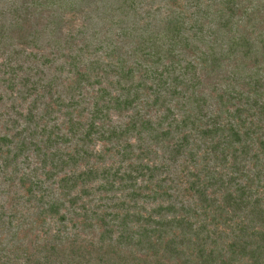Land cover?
<instances>
[{
  "label": "trees",
  "instance_id": "16d2710c",
  "mask_svg": "<svg viewBox=\"0 0 264 264\" xmlns=\"http://www.w3.org/2000/svg\"><path fill=\"white\" fill-rule=\"evenodd\" d=\"M163 1L156 19L148 0H19L0 23V264H264V173L246 166L264 37L233 33L235 0ZM233 64L254 76L226 75ZM197 138L234 171L192 173L173 201L152 155L195 160ZM106 155L118 166L98 168ZM5 184L36 201L22 236Z\"/></svg>",
  "mask_w": 264,
  "mask_h": 264
},
{
  "label": "rangeland",
  "instance_id": "374dc122",
  "mask_svg": "<svg viewBox=\"0 0 264 264\" xmlns=\"http://www.w3.org/2000/svg\"><path fill=\"white\" fill-rule=\"evenodd\" d=\"M150 2V4L148 5V8H150V10L152 12H157V16L156 19H160L162 13H164L166 11V4L165 1L163 0H148ZM204 2L208 1V4H212L213 0H203ZM237 2L236 7L239 8V13H237V18H241V23L239 24V27L236 28L235 30L233 29V33L237 36V35H242L245 31V29L248 31L247 34H249L252 38V40H256V38L258 37H264V7L262 6L263 0H235ZM17 2H19V0H0V23L3 21H8L9 18V14L8 11H10V7H13ZM206 6L205 3H203V7ZM212 8V12L214 13L216 11V6L215 7H211ZM245 12H249V16L244 15ZM217 13V12H215ZM93 17L96 16L95 13L91 14ZM98 27L101 26L100 24L97 25ZM153 26L151 25L150 30L154 29L152 28ZM156 28V27H155ZM41 46V43H39ZM39 64L40 68H43L41 65V62L36 61L34 63V65ZM33 65V64H30ZM47 65H45L46 67ZM251 64H249L248 68L242 70V72H240L238 65L237 64H233L231 65L228 70L226 71V75H228L231 71V69L234 68V70L236 72H240L241 75L244 76H254L253 74V66H251ZM249 68H252V70H249ZM261 69H264V63H262ZM47 72L48 69H45ZM51 74V71L49 72ZM234 74L236 76V80H237V76L240 74ZM261 77L259 78H263L264 77V70L263 72L260 73ZM54 74L49 75V77H52ZM232 75V74H231ZM259 78H254L255 80H258L256 83L254 81H252V84L248 85V86H255L258 85V93L260 95V99L262 101H264V79L261 81L263 84L260 87V82H259ZM234 77L233 76H229L227 78V82L228 83H234ZM208 84V83H207ZM208 87L205 89V93L206 95L209 96V94L211 93L213 84H208ZM210 98V96H209ZM209 101H212L211 99ZM8 105L10 104L9 102L7 103ZM3 111H5V105H1L0 104V112L2 113ZM251 112H253V110H250ZM257 125V126H255ZM247 126L248 128L250 127L251 130L253 132L256 131L255 134L252 135L251 139L254 141V145L250 150V154H249V161L248 163H246L247 168L249 169V171H259L260 173H264V159H262V154L260 155V158H256V153L257 150H259V147L261 146L262 143H264V122L258 121L257 117H254L250 119V121L247 122ZM196 143L199 142V139H196ZM262 142H261V141ZM196 143L194 141L191 142V147L194 148V153L195 155V160H191L189 159L188 156H183L181 158H179L177 160V162H171L170 160H166L163 158L162 155V151L160 149L158 150L157 155L153 154L152 157L156 160V162H164V164L162 166H164V168L161 170V173H159L158 177L156 178V180H162L165 182H162V189H167L168 191V195H170V197L172 198L173 201H178L181 199V197H179V195H182V197L184 196V200H186L187 202V193L185 191V188L187 189V187L189 186V182L191 180V175L192 173L196 174V172H200L201 176H203L204 170H206V168H208L211 172H213L215 174V176H218L219 173H224V172H229L231 171L232 167L229 168V165L223 166V163H221L218 159L217 156L214 155H209V154H204L208 149V144L206 143H201L199 142L200 147H195ZM106 148H104L103 144L98 143L96 145L95 151H97V153H101V154H106ZM260 154V153H259ZM97 158L93 159L92 162H95ZM117 160L114 159L113 157H111L110 155H106V157H103V159H100L99 163H98V168H100V166H105L108 169H114V167L118 166L117 163H115ZM31 167H35L38 166L39 164V160L38 158H35L34 156L31 157V161H30ZM237 167V166H236ZM232 171H234V167L232 169ZM253 174V173H251ZM39 175H40V181L42 182L43 188H42V192H46V191H50L51 189L55 188L53 186H51V184H54L51 181H48L45 179V175L41 174V172L39 171ZM56 186V185H54ZM155 186V184L153 183V187ZM4 190H6L7 192L9 190V186H7L6 184L3 186ZM262 188H256L254 189V194H260ZM185 191V192H184ZM10 194L7 195V197L3 196L1 197V202L4 203V205L6 204V213L10 214V216H12L11 218V222H12V229L15 228H21L20 232H21V236L24 234L23 230H30L29 228L33 225L34 219L36 218V214L35 211H33L34 207H37L36 205V201L35 199L32 200V202H29V200L26 199L25 194L23 191H18L15 188H13L11 191H9ZM41 192V193H42ZM41 193H37V194H41ZM127 193V191H126ZM125 194L122 193L121 191H113V193H110L109 198H111L110 202L113 201H117V200H124L125 199ZM220 198V197H219ZM166 203V201H164ZM156 204V202H154L153 204H151L152 206ZM151 205H147V206H151ZM149 208V207H148ZM9 217V215H7ZM37 226V225H35ZM48 226L54 231L59 230L62 228V226L59 224V222L57 221V219H48ZM38 230V229H37ZM11 236V234H5L2 238H3V242H6L9 237ZM0 241H2V239H0Z\"/></svg>",
  "mask_w": 264,
  "mask_h": 264
}]
</instances>
